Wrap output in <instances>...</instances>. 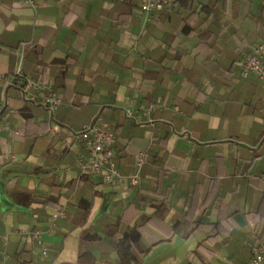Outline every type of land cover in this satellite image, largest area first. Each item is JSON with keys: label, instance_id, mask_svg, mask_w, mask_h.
<instances>
[{"label": "crops", "instance_id": "crops-1", "mask_svg": "<svg viewBox=\"0 0 264 264\" xmlns=\"http://www.w3.org/2000/svg\"><path fill=\"white\" fill-rule=\"evenodd\" d=\"M141 3L0 0V264H247L264 246V84L241 74L264 0ZM151 104L144 125L125 113ZM97 116L114 184L76 163Z\"/></svg>", "mask_w": 264, "mask_h": 264}, {"label": "built area", "instance_id": "built-area-1", "mask_svg": "<svg viewBox=\"0 0 264 264\" xmlns=\"http://www.w3.org/2000/svg\"><path fill=\"white\" fill-rule=\"evenodd\" d=\"M23 2L29 6L36 7L37 0H23ZM175 2L176 0H142L141 8L145 13L151 14L153 12L164 11ZM241 74L243 78L254 74L264 84V42L257 45L244 60ZM30 86L38 87L33 82H29L24 85V92L27 93ZM41 103L51 116L64 105L61 98L51 92L43 95ZM155 109L156 105L154 104H151L144 110L128 107L125 109V113L128 117L144 125L147 122L141 120L142 111L150 116ZM148 121L151 124L155 123L151 118ZM71 137L75 142L81 141L84 144L86 156L78 155L76 163L85 173L99 175L109 184H114L123 177L115 161L116 152L114 143L116 132L107 122L97 116L80 130L74 131ZM144 163L145 154L141 152L137 156L135 173L129 176L132 184L136 185L140 182V171ZM32 237L36 240L43 254H46L47 248L42 238V232L37 230L32 234ZM247 264H264V246L258 248Z\"/></svg>", "mask_w": 264, "mask_h": 264}, {"label": "trees", "instance_id": "trees-1", "mask_svg": "<svg viewBox=\"0 0 264 264\" xmlns=\"http://www.w3.org/2000/svg\"><path fill=\"white\" fill-rule=\"evenodd\" d=\"M166 203H167V197H166V199L164 198V201L162 203V207L164 209V214H165V207L167 206ZM134 234H135V232L132 231L131 233L126 234L124 236L123 240L120 243V248H119L121 253L123 251H125L126 248H128L129 241L134 239ZM86 258H87V256L85 254L80 255V262H85Z\"/></svg>", "mask_w": 264, "mask_h": 264}]
</instances>
